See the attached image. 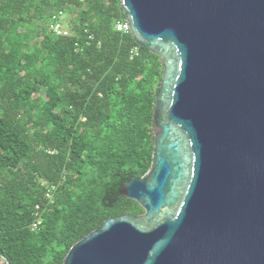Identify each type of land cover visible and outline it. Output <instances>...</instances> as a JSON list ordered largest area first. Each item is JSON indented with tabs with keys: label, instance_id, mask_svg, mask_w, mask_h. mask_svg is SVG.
I'll list each match as a JSON object with an SVG mask.
<instances>
[{
	"label": "water",
	"instance_id": "obj_1",
	"mask_svg": "<svg viewBox=\"0 0 264 264\" xmlns=\"http://www.w3.org/2000/svg\"><path fill=\"white\" fill-rule=\"evenodd\" d=\"M159 57L151 164L62 264H264V0H118Z\"/></svg>",
	"mask_w": 264,
	"mask_h": 264
},
{
	"label": "trees",
	"instance_id": "obj_2",
	"mask_svg": "<svg viewBox=\"0 0 264 264\" xmlns=\"http://www.w3.org/2000/svg\"><path fill=\"white\" fill-rule=\"evenodd\" d=\"M60 13L68 37L48 31ZM123 19L118 0H0V264H62L106 219L143 213L119 192L150 168L163 64L129 59Z\"/></svg>",
	"mask_w": 264,
	"mask_h": 264
},
{
	"label": "built area",
	"instance_id": "obj_3",
	"mask_svg": "<svg viewBox=\"0 0 264 264\" xmlns=\"http://www.w3.org/2000/svg\"><path fill=\"white\" fill-rule=\"evenodd\" d=\"M114 30L122 35H130V31H129V27H128V23L125 20V18L123 20H118L115 22L114 24ZM52 35L57 36V37H68L69 36V31L67 30L66 26H65V22L62 20V14H58L56 17H53L50 24H49V30H48ZM90 39V37H89ZM139 47L135 46L133 48H131V50L129 51V59H132L136 56H138L139 53ZM52 190H48L45 194V197L47 199H51L52 195ZM37 214H35L36 216ZM40 224V222H36L35 225L33 226V228H36L38 225Z\"/></svg>",
	"mask_w": 264,
	"mask_h": 264
}]
</instances>
